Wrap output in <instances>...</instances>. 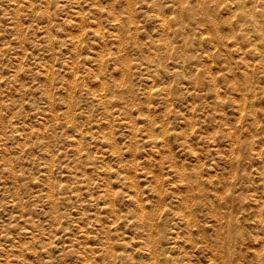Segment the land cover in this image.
<instances>
[{
	"label": "rangeland",
	"instance_id": "1",
	"mask_svg": "<svg viewBox=\"0 0 264 264\" xmlns=\"http://www.w3.org/2000/svg\"><path fill=\"white\" fill-rule=\"evenodd\" d=\"M0 264H264V0H0Z\"/></svg>",
	"mask_w": 264,
	"mask_h": 264
}]
</instances>
